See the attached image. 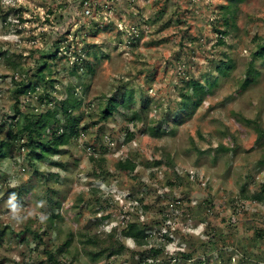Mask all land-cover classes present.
<instances>
[{
    "label": "rangeland",
    "instance_id": "1",
    "mask_svg": "<svg viewBox=\"0 0 264 264\" xmlns=\"http://www.w3.org/2000/svg\"><path fill=\"white\" fill-rule=\"evenodd\" d=\"M229 5L0 0V139L13 106L44 114L70 87L82 103L80 135L58 157L32 167L16 148L0 163V222L18 233L0 245V264H47L70 236L72 255L59 264H264V204L254 200L264 184L255 131L256 122L264 129V57H254L264 46V0H244L232 29ZM50 53L51 98L40 99L43 86L17 96L16 82L35 83ZM225 62L227 76L218 69ZM131 91L128 108L101 119L106 98L124 102ZM183 94L194 103L188 113ZM12 194L21 223L11 219ZM40 215L56 216L55 226ZM130 222L146 232L142 243L124 236ZM26 224L42 240L19 235ZM110 243L122 248L95 257Z\"/></svg>",
    "mask_w": 264,
    "mask_h": 264
},
{
    "label": "trees",
    "instance_id": "2",
    "mask_svg": "<svg viewBox=\"0 0 264 264\" xmlns=\"http://www.w3.org/2000/svg\"><path fill=\"white\" fill-rule=\"evenodd\" d=\"M243 2L244 0H230L231 5L224 8L226 9L225 24L228 28L232 29L236 26V11L239 5ZM221 34L226 36L228 32L223 31ZM221 42L224 43L223 40H221ZM42 57L44 61L36 74L37 81L34 83L30 80L22 79L20 82H16L17 96L24 95L29 92L36 93V91L43 86L44 89L39 94L40 99L43 101L51 98V95L46 92L49 85L53 86V82L47 78V72L51 73V70L48 68V59H55L57 58V55L55 53H50L44 54ZM254 57L255 59L258 57H264V46H259V50L256 52ZM15 67L19 66L15 65ZM86 69L88 70V73L93 72L90 62L86 64ZM218 69L221 75L227 76L229 71L232 69V66L225 62ZM253 72L254 65L250 63L246 72V80L242 85L244 88L253 81ZM193 86L195 95H199L203 91L200 83L193 82ZM183 95L185 96V100L183 101L182 108L185 113H188L194 103L191 102L192 98L190 94ZM132 101H134V94L132 91L127 95L124 102L119 101L116 94L106 98L103 104H100L99 106L101 119L108 120L115 114L116 111L119 110L120 106L128 108ZM196 104L197 103H195V105ZM81 105V100L77 96L75 89L70 87L67 97L64 100L55 102L52 105V108L46 110L44 114L25 112L19 107V105L13 106L12 113L8 114L10 122L7 123V126L9 128L5 134V138L2 140L0 139V163H2L3 160L8 159L12 151L16 148L20 150H27V158L32 167H37L38 163H41L45 159L51 160L58 157L61 154L62 148L67 147L74 138L80 135V119L74 115V111L80 109ZM133 115L134 119L140 118L137 111H134ZM60 119L64 120L62 125L59 123ZM56 122L57 124H55ZM255 131L258 135V140H262L264 138V129L259 122H256L255 124ZM260 163L263 165L264 159H262ZM120 167L132 171L135 170L136 166L134 164H130L129 162H121ZM254 200L264 204V184L260 188V191L254 195ZM56 218V216H52L46 219L49 228L52 229L55 226ZM13 233H16L13 226L9 224H1L0 222V245H2V243L7 239L9 234ZM28 233H34L38 239L41 237V234L38 231H35V229L31 228L29 224H26L25 228L19 232V235L26 237ZM146 235V232L139 227V224L131 222L128 223L127 230L124 232L125 237L132 238L137 243H142ZM72 246V236L68 237L64 243L57 244L53 250L48 252L49 256H47V264H59L58 258H66L67 256L72 255ZM119 248H122V246L118 247L117 245H111L110 243L109 246H105L104 248L102 247V251H99L95 257H99L101 255L102 257H105L106 255L112 256Z\"/></svg>",
    "mask_w": 264,
    "mask_h": 264
},
{
    "label": "clouds",
    "instance_id": "3",
    "mask_svg": "<svg viewBox=\"0 0 264 264\" xmlns=\"http://www.w3.org/2000/svg\"><path fill=\"white\" fill-rule=\"evenodd\" d=\"M14 201H15V194H12V196L9 199V206L12 208L11 219L16 223H21L23 221V217H21L18 214V209ZM46 219L47 217L45 215H40L39 217L40 222H44Z\"/></svg>",
    "mask_w": 264,
    "mask_h": 264
}]
</instances>
